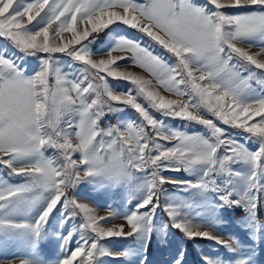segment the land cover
I'll return each instance as SVG.
<instances>
[{
	"label": "snow or ice",
	"instance_id": "obj_1",
	"mask_svg": "<svg viewBox=\"0 0 264 264\" xmlns=\"http://www.w3.org/2000/svg\"><path fill=\"white\" fill-rule=\"evenodd\" d=\"M228 9L251 10L232 14ZM113 25L136 30L165 55L154 54L141 37L127 35L105 39L93 52L92 46ZM0 38L25 55L43 54L40 70L29 76L19 58L0 50V165L10 169L9 175L26 177L18 185L0 180V232L31 228L39 236L63 202L82 223L79 243L69 248L61 264H97L101 240L150 235L166 183L215 191L222 205L243 204L252 212L259 207L264 192V48L256 54L249 49L264 44V0H0ZM56 54L71 62L62 64ZM98 54L101 58L93 59ZM129 60L156 83L121 70L119 62ZM62 65L70 70L62 71ZM106 77L130 86L117 92ZM126 108L141 121L100 126L106 114ZM149 108L163 117L202 125L207 134L173 130ZM202 110L215 119L206 118ZM221 124L248 134L259 146L251 150ZM50 148L59 152L61 162L45 154ZM74 153L80 154L79 160L73 159ZM234 164L243 165L245 172ZM149 168L142 202L114 227L103 226L113 220L111 212L99 215L67 195L85 178L131 180L134 171L147 173ZM194 169L205 174L195 184L160 175L162 170ZM218 175L244 178L250 190L233 201L232 193L222 192L224 186L216 183ZM44 195L46 207L34 225L12 219ZM185 207L176 202L164 206L173 227L189 239L226 243L191 223ZM73 236L70 232L64 237L65 246Z\"/></svg>",
	"mask_w": 264,
	"mask_h": 264
},
{
	"label": "rangeland",
	"instance_id": "obj_2",
	"mask_svg": "<svg viewBox=\"0 0 264 264\" xmlns=\"http://www.w3.org/2000/svg\"><path fill=\"white\" fill-rule=\"evenodd\" d=\"M27 2V0H26ZM197 3H206V0H197ZM210 7V6H209ZM251 9H228L232 14ZM42 27V24L38 25ZM55 28V25H53ZM109 35L104 39H114L118 36L127 35L128 38L141 37L142 44L149 46L150 50L156 55H165L163 49L154 42H149L148 38L136 30L128 29L127 26L113 25L108 30ZM71 34L65 33V39L70 38ZM102 40V41H103ZM99 39L92 46L93 52L101 44ZM247 48V45H242ZM7 49L4 54L8 57L19 58L21 66L26 69L25 75H33L38 72L42 64L43 54L25 55L0 38V50ZM264 48V44L255 43L249 50L256 54ZM60 62L65 64L71 62V58L64 54H56ZM101 54L95 55L93 59H100ZM264 59V56H261ZM121 70H127L146 79H153L151 75L138 65L129 61H120ZM70 69L62 65V71L68 72ZM103 74V73H102ZM106 76V74H103ZM247 75V73H244ZM111 87L120 92L126 90L129 82L115 80L106 77ZM50 83L54 80L50 78ZM156 81L153 79V84ZM254 87H259L254 84ZM162 95L168 98H176L165 92ZM140 103L148 107L147 102L140 98ZM150 113L158 120H163L166 125L173 130H179L188 134L201 133L207 134L202 125L188 123L182 120L163 117L160 113L149 108ZM202 114L206 118L215 119L208 113ZM68 117H65L67 119ZM141 118L131 108H126L122 112L106 114L100 123L103 128L110 126L117 127L122 123H139ZM220 123V122H217ZM63 122H62V125ZM225 129L228 126L220 125ZM239 142L245 143V146L255 151L259 146L255 141L248 140L246 133L238 130H230ZM151 132V129H148ZM168 144L169 142L161 141ZM170 146V145H169ZM49 158L62 161V157L55 149H48L45 153ZM155 155V153H153ZM80 154L74 153L73 159L79 160ZM241 173L245 168L241 164L232 166ZM152 169H147V173L134 171L131 180L107 179L104 177L85 178L72 187L67 195L78 203H85L96 210L99 215L113 214V220L104 224L105 227H114L123 224L122 219L127 214L135 210L137 204L142 202L145 195L144 184L148 178V173ZM10 169L0 165V180L7 181L9 184H22L26 177L9 175ZM160 175L177 181H191L193 184L202 181L205 178L203 169H194L191 171H166L162 170ZM216 183L224 186L223 191L232 193L233 201L241 199L250 189L246 180L241 177H224L218 175ZM264 184V179L260 181ZM219 194L212 190L198 189L189 186L166 183L160 189L161 207L155 211L152 220L150 235L144 233L131 237H113L100 241L102 254L99 256L97 264H206L205 257L209 258L208 264H264V192L260 193L259 207L262 208L263 219H260L258 208L252 212L249 207L238 204L233 205L224 203L218 198ZM47 195L35 203L22 207L12 219L18 222H27L34 225L40 213L44 210L47 203ZM170 202H176L186 205L184 211L191 223L202 230L209 231L212 235L220 237L226 243H218L213 239H189L185 233L172 226L168 215L164 212V206ZM222 205V206H221ZM147 211V209H142ZM82 217L73 214V209L65 208L63 202L57 205V208L48 218L46 225L40 230L39 236L36 232L29 229H20L0 232V264H20V261H26L28 264H61V261L67 256L69 248L77 246L80 240V225ZM74 232L73 240L67 246L64 243V237L68 233ZM146 258V259H145Z\"/></svg>",
	"mask_w": 264,
	"mask_h": 264
},
{
	"label": "trees",
	"instance_id": "obj_3",
	"mask_svg": "<svg viewBox=\"0 0 264 264\" xmlns=\"http://www.w3.org/2000/svg\"><path fill=\"white\" fill-rule=\"evenodd\" d=\"M104 37H105V34L102 33L101 36L99 37V40L102 41V40L104 39ZM258 212H259V215H260L259 218H260V219H263V216H262V214H261V213H262V208H261V206L258 208Z\"/></svg>",
	"mask_w": 264,
	"mask_h": 264
}]
</instances>
